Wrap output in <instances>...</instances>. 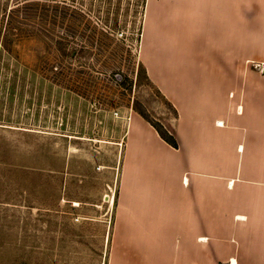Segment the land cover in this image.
<instances>
[{"label":"crops","instance_id":"crops-1","mask_svg":"<svg viewBox=\"0 0 264 264\" xmlns=\"http://www.w3.org/2000/svg\"><path fill=\"white\" fill-rule=\"evenodd\" d=\"M141 23L177 147L128 115L94 264H264V0H144Z\"/></svg>","mask_w":264,"mask_h":264},{"label":"rangeland","instance_id":"rangeland-1","mask_svg":"<svg viewBox=\"0 0 264 264\" xmlns=\"http://www.w3.org/2000/svg\"><path fill=\"white\" fill-rule=\"evenodd\" d=\"M143 6L0 0V264L103 258L128 115L174 125L139 61Z\"/></svg>","mask_w":264,"mask_h":264},{"label":"trees","instance_id":"trees-1","mask_svg":"<svg viewBox=\"0 0 264 264\" xmlns=\"http://www.w3.org/2000/svg\"><path fill=\"white\" fill-rule=\"evenodd\" d=\"M82 49H85V48H82ZM59 50L60 51H64L65 48L63 46H59ZM82 51L81 49L79 50V52ZM74 53V50L71 51V54ZM70 54V55H71ZM126 78L123 79V81H121V85L127 89L130 90V88L126 85ZM163 97V96H162ZM163 99L169 104V106L171 107V110L173 112V117L175 118L177 113H176V110L173 108V106L163 97ZM139 115L144 118L147 122H149L154 128L155 130L157 131V133L159 134V136L164 140L166 141L169 145H171L172 147H177V143H176V140L173 136V130H167L166 132H162L156 125H154L150 120H148L143 114L139 113Z\"/></svg>","mask_w":264,"mask_h":264}]
</instances>
